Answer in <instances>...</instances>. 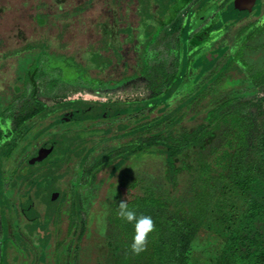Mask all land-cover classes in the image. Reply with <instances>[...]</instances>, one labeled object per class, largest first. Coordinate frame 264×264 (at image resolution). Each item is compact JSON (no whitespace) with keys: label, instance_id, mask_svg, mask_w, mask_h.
<instances>
[{"label":"trees","instance_id":"16d2710c","mask_svg":"<svg viewBox=\"0 0 264 264\" xmlns=\"http://www.w3.org/2000/svg\"><path fill=\"white\" fill-rule=\"evenodd\" d=\"M57 1L62 4L65 0ZM112 1L117 4V0ZM232 1L137 0L136 26L128 22L125 26H117L121 19L117 14L112 17L113 22H110V17L98 22L101 37L97 42L88 44L94 50L83 57L85 63L75 58L71 60L70 57H74L75 53L65 55L57 50L50 51V43L25 46L27 62L22 64L23 72L19 75L16 97L23 95L30 85L36 109L29 118L22 120L15 128L8 129L7 135L3 136L0 129V144L4 147L0 149L1 173L11 151L17 144H23L25 135L36 124L37 117L53 116L56 119L45 124L35 138L49 135L47 133L50 126L57 130L66 121H73L81 128L75 134L67 136L65 143L60 131L54 132L58 133L57 136L51 134L42 141V145L52 143L50 152L65 148L64 153L51 157L52 161L48 165H45L48 159L34 165L37 167L36 174L32 168L23 177L29 186L26 191L31 192L35 186L41 189L44 186L45 190L58 189L49 188L52 186L51 182L56 181L55 173L73 159L79 164L76 172L82 163L87 162L88 173L95 175L104 164L118 157H130L154 147L164 153V178L171 185L168 193L157 194L151 187H146L142 195L127 201L137 214L149 215L155 223V230L148 236L147 250L139 255L132 254L129 249L133 235L132 225L116 215L117 203L112 204L108 218L112 224V232L106 235L102 251L104 254H101L102 258L97 264H177L181 262L182 255L189 251L190 242L206 224L211 212L226 204L238 205L236 208L240 212L234 218L232 228L221 245L219 264H264V205L253 196H243V190L253 180L264 177V129L258 143H255L257 141L251 139L250 117L241 110L230 109L241 97V86L264 88V27H257V21L264 16V0H255L248 10L229 12L227 9ZM154 4L157 9H154ZM76 10L61 15L70 17L80 13L82 8ZM184 10L186 15L177 39L175 68L161 87L148 98L127 104L72 101L53 108L38 100L35 77L43 58L45 68L57 71L65 80H68L65 72L70 71L77 73L75 77L82 78L84 82L105 85L118 80L91 77L88 72L92 67L103 68L110 63V58L101 54L100 49L111 48L114 57L120 56L119 50L123 43L135 39L134 47L138 51L140 68L137 72H128V76L144 75L148 70L149 48L161 30ZM207 12L215 14L191 37V30L205 20ZM251 13L255 14L254 19L241 21ZM36 18L40 25L46 21V17L41 14ZM238 21L241 24L236 25ZM138 28L141 29L139 33ZM215 32L217 38L226 35L229 40H235L236 45L231 52L229 45H224L212 52L214 56L211 60H206L203 58L202 47L215 36ZM120 33L125 34L121 40L118 38ZM100 58L107 59V63L99 65ZM59 60L62 61V66L57 65ZM6 98L9 101V96ZM12 101L13 98L0 106V124L7 122L3 115ZM126 112H130L133 117L97 127V131L96 128L83 124L86 120L118 117ZM85 129L91 132L83 135L81 132ZM121 138L126 140L121 141ZM115 139H118L116 143ZM40 146H36L35 151ZM252 152L259 154L255 173L243 166ZM1 173L0 212L3 213L11 206L8 198L11 197L14 180L10 181L9 189L5 192ZM185 173L188 175L186 187L179 194H173L179 177ZM41 189L35 188L38 195ZM58 191L60 194L55 202L62 199L61 192ZM46 201L52 203L48 198ZM32 202L31 198L25 203L19 199V209H29ZM50 211L49 217L52 219L51 215L56 211L52 208ZM36 215L39 213L36 212ZM2 223L4 227L5 218ZM176 225L186 234L177 244L172 235L170 238L164 234L167 228H176ZM44 237L47 238L48 233ZM3 238L2 264L7 260L6 256H12L9 257L13 260L11 263L20 264L18 255L26 251L23 249L19 252L7 235L3 234Z\"/></svg>","mask_w":264,"mask_h":264},{"label":"rangeland","instance_id":"374dc122","mask_svg":"<svg viewBox=\"0 0 264 264\" xmlns=\"http://www.w3.org/2000/svg\"><path fill=\"white\" fill-rule=\"evenodd\" d=\"M127 2L129 1L117 0L115 5L112 0H65L62 4H58L57 0H0V106L3 103L7 104L13 98L11 106L3 115L7 122L3 121L0 124L3 136L8 134V129L15 128L22 120L29 118L36 109L30 85L23 95L16 97L19 75L21 71L23 72L22 64L27 62L25 46L27 44L38 46L42 42L50 43L48 45L50 51L57 50L65 55L75 53L70 59L75 58L85 63L83 57L92 53L93 49L91 45L88 47V44L100 40L101 31L98 22L102 19L110 17V22H113L112 17L117 14L121 18L117 26H125L126 22L132 26L137 25V0ZM77 8H82L80 13L62 17L61 14L64 12H75ZM154 9H157L155 4ZM207 13L204 21L199 23L197 21L198 25L195 23L196 26L190 32L191 37L215 14V12ZM38 14L46 17L42 25L37 21ZM185 15L186 10L179 13L161 30L156 41L149 48L148 70L144 75L128 76V72H137L140 68L137 60L138 51L134 47L135 39L123 43L119 50L120 56L114 57L111 48L100 49L101 54L110 58V63L103 68L92 67L88 72L91 77L118 80L105 85L84 82L82 78L75 77L77 73L70 71L65 72L68 78L65 80L57 71L47 70L43 58L35 77L38 100L53 108L61 104L67 105L72 101L127 104L130 101L148 98L161 87L175 68L178 51L176 44ZM254 18L255 14L251 13L241 21ZM239 24L240 21L236 23ZM137 32H141V29L138 28ZM214 34L215 36L202 47L203 57L209 54L214 56L212 52L224 45H229L231 52L236 45V41L229 40L226 35L217 38V33ZM124 36L125 34L120 33L118 38L121 40ZM98 62L99 65H104L107 59L100 58ZM56 63L59 66L63 64L60 60ZM239 92H241L240 99L230 109L241 110L250 117L251 139L258 143V138L264 129V88L245 85L239 88ZM6 96H9V101ZM131 117L133 115L126 112L118 117L86 120L83 124L94 127L97 131V127ZM54 119L56 118L53 116L35 118L36 124L25 135L23 144H17L11 151L4 170L0 172L5 192L9 189L10 181L14 180L11 197L8 198L11 206L3 213L0 212V264H2L3 234L9 237L8 239L19 252L23 249L26 251L18 255L20 264H97L102 258L101 254H104L102 251L106 235L112 232V224L108 221L112 204H118L121 199L133 200L142 195L146 187H151L157 194H167V190L171 188L170 183L164 178V153L162 150H155L154 147L155 149L138 152L130 157H118L104 164L95 175L88 173L87 162L82 163L78 172L76 168L79 164L74 159L64 164L55 173L56 181L51 182L52 186L49 187L51 189L57 187L58 189H53L60 190L62 199L58 202H55L57 199H51L54 190H45L44 186L42 189L38 186L31 187V192L26 191L29 186L23 177L32 171V168L33 173L36 174L37 167L34 165L40 164L44 159H48L45 165L50 164L51 157L63 154L65 149L49 152L41 161L29 165L27 160L35 156L40 148L35 151V147L40 146L49 135L57 136L58 133H54L55 131H60L59 134L65 143L67 136L75 134L81 128L73 121H66L60 124L57 130L50 126L47 133L49 135L35 138L37 132ZM90 132L85 129L81 133L84 135ZM117 141L118 139H115V143ZM1 148L4 147L0 144ZM258 157L259 154L252 152L243 166L255 173ZM187 180L188 175L182 174L173 194H179L186 187ZM41 182L43 184L42 180ZM35 188L42 190L39 195ZM243 192L246 198L253 196L264 205V177L253 180ZM26 196L29 198L27 199ZM30 198L33 201L30 208L25 210V207H21L20 211L19 199L25 203ZM47 198L52 203H48ZM236 206L238 205L226 204L214 209L206 224L194 235L189 244V251L182 255L181 262L177 264H219L221 245L232 228L234 218L240 212ZM51 208L57 212L51 215L52 219L49 217ZM35 211L39 215H36ZM4 218L6 223L3 227ZM177 227L179 228V225H176V228H167L164 233L166 237L172 235L176 244L186 236ZM47 233L48 237L45 238ZM9 257L12 256H6L5 264H16L11 263L13 260Z\"/></svg>","mask_w":264,"mask_h":264},{"label":"clouds","instance_id":"9594fccd","mask_svg":"<svg viewBox=\"0 0 264 264\" xmlns=\"http://www.w3.org/2000/svg\"><path fill=\"white\" fill-rule=\"evenodd\" d=\"M257 27H264V16L257 21ZM116 215L123 221L132 225L133 235L129 249L133 255H139L147 250L148 236L155 230V223L151 216L143 213L137 214L130 208L126 199H121L117 204Z\"/></svg>","mask_w":264,"mask_h":264},{"label":"water","instance_id":"95a60500","mask_svg":"<svg viewBox=\"0 0 264 264\" xmlns=\"http://www.w3.org/2000/svg\"><path fill=\"white\" fill-rule=\"evenodd\" d=\"M255 2V0H233L232 1V5L230 7H228V11L231 12V11H234V10H238V11H241V10H244L248 7H250L251 5H253ZM204 59H207V58H212V56L209 54L207 56H204L203 57ZM52 148V143L51 142H46L44 143L40 148H39V151L38 153L31 157L29 160H27V163L30 165V164H34L36 162H39L43 159L44 155L48 154L50 152ZM59 191L58 190H54L52 193H51V199L54 200V199H57L58 196H59Z\"/></svg>","mask_w":264,"mask_h":264},{"label":"flooded vegetation","instance_id":"af4514ba","mask_svg":"<svg viewBox=\"0 0 264 264\" xmlns=\"http://www.w3.org/2000/svg\"><path fill=\"white\" fill-rule=\"evenodd\" d=\"M41 146H42V144H41ZM41 146H40V147H41Z\"/></svg>","mask_w":264,"mask_h":264}]
</instances>
